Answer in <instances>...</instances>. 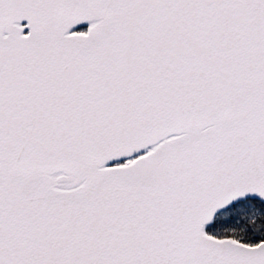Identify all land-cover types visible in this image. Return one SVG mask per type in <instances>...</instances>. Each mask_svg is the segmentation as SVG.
Here are the masks:
<instances>
[{
  "label": "snow or ice",
  "instance_id": "snow-or-ice-1",
  "mask_svg": "<svg viewBox=\"0 0 264 264\" xmlns=\"http://www.w3.org/2000/svg\"><path fill=\"white\" fill-rule=\"evenodd\" d=\"M0 264H264V0H0Z\"/></svg>",
  "mask_w": 264,
  "mask_h": 264
}]
</instances>
